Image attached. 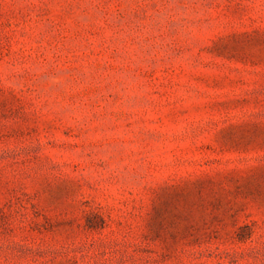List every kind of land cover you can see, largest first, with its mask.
<instances>
[{
	"label": "rangeland",
	"instance_id": "rangeland-1",
	"mask_svg": "<svg viewBox=\"0 0 264 264\" xmlns=\"http://www.w3.org/2000/svg\"><path fill=\"white\" fill-rule=\"evenodd\" d=\"M0 264H264V0H0Z\"/></svg>",
	"mask_w": 264,
	"mask_h": 264
}]
</instances>
